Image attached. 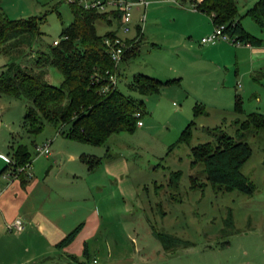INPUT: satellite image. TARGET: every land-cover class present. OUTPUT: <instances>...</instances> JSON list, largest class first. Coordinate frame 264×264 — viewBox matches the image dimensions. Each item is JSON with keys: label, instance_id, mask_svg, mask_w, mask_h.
I'll return each instance as SVG.
<instances>
[{"label": "rangeland", "instance_id": "rangeland-1", "mask_svg": "<svg viewBox=\"0 0 264 264\" xmlns=\"http://www.w3.org/2000/svg\"><path fill=\"white\" fill-rule=\"evenodd\" d=\"M149 1L152 3L141 23L147 40L140 56L121 63L118 78L123 92L145 100L141 117L145 126L113 133L102 145H89L97 153L108 151L115 158L129 161L126 195H122L118 182L111 180L101 192L94 190L95 200L78 201L80 208L86 204L96 206L104 223L88 237V257H75L86 264H264V130L249 128L243 136L251 151L240 171L253 185L250 192L209 182L204 163L195 161L191 150L199 143H214L220 132L237 140V121L251 111L264 113V80H253V75L235 79L232 70L223 72L211 64L204 71L206 55L201 37L207 33L200 35L201 26L191 14L195 2L201 0ZM255 1L235 0L236 19L246 31L264 41V28L246 14ZM1 3L10 19L43 16L35 50L61 38L62 30L73 21L72 8L65 0ZM142 11V6H135L132 19L140 21ZM114 12V7L102 9L101 17L95 20L97 32L102 35L117 30L122 39L132 38L124 36L133 31L123 32ZM183 44L184 48L179 46ZM9 58L0 53V71ZM28 59L29 54L21 56L22 61ZM172 67L182 74H172ZM47 69L48 80L61 84L60 70L55 65ZM140 71L161 79H180L164 85L158 93L144 96L127 87L133 74ZM235 97L240 101V111L233 109ZM26 100L0 93V133L19 134L20 142L26 141L35 157L31 139L39 144L61 135L50 123L35 135L22 131ZM195 107L199 111L195 112ZM191 122L189 138L181 139L182 130ZM5 231L13 230L5 226ZM159 233L170 239L168 249ZM67 260L61 259L60 264H80Z\"/></svg>", "mask_w": 264, "mask_h": 264}, {"label": "trees", "instance_id": "trees-1", "mask_svg": "<svg viewBox=\"0 0 264 264\" xmlns=\"http://www.w3.org/2000/svg\"><path fill=\"white\" fill-rule=\"evenodd\" d=\"M69 4L73 21L62 30L58 44L51 43L44 49L35 50L33 47L42 32L43 16L10 19L0 0V53L10 57L0 71V93L27 99L22 128L28 135L41 132L50 123L55 126L57 133L68 138L95 145L104 144L113 133L134 131L138 120L145 113V100L126 94L118 86L121 63L138 55L144 36L138 27L136 35L125 40L126 49L122 62L116 65L104 39H113L117 31L109 30L99 34L95 20L101 17V12L85 9L75 1ZM196 7L210 15L214 24H223V30L236 40L252 45L261 44V39L246 31L236 19L235 0H201ZM246 14L264 28V0L255 1ZM114 17L119 19L120 12H114ZM104 19L109 22L112 20ZM25 54H29L31 59L22 61L21 56ZM49 65H55L60 70L63 77L61 84L56 85L48 80ZM111 75L117 77L115 86L109 84ZM177 81L179 78L176 77L160 79L136 72L128 81L127 87L147 96L158 93L164 85ZM106 85L109 86L108 90H104ZM233 109L241 110L238 97L234 98ZM197 111L199 110L195 107V112ZM137 112L141 113L140 116H137ZM237 122V140L220 132L214 143H199L191 150L194 160L204 163L209 182L227 189L250 192L253 185L240 171L251 151L243 136L249 128L264 130V113L251 111L241 122ZM192 124L188 123L182 130L181 139L189 138ZM31 142L34 144L35 140L31 139ZM9 153L15 161V167L31 163L29 146L25 143L12 145ZM82 157L90 169H94L99 163L97 158ZM11 171L22 180H26L28 176L26 171ZM82 227L81 222L67 232L56 243V247L69 245ZM159 236L168 249L170 239L163 233H159ZM83 254L88 257L86 244ZM70 257L77 259L74 255ZM78 263L86 264V261Z\"/></svg>", "mask_w": 264, "mask_h": 264}, {"label": "crops", "instance_id": "crops-1", "mask_svg": "<svg viewBox=\"0 0 264 264\" xmlns=\"http://www.w3.org/2000/svg\"><path fill=\"white\" fill-rule=\"evenodd\" d=\"M151 3L149 1L148 5ZM195 4L197 5L196 2ZM196 5L195 12L191 14L194 21L200 24V35H203L212 31L214 23L210 15L197 9ZM119 22L121 25L120 18ZM138 27H141L139 18L132 19L133 33L124 36L134 37ZM142 33L144 38L136 57L140 56L142 45L147 40L143 28ZM201 43L203 55H206L204 71H207L211 64L223 72L232 70L235 79L237 76L243 79L253 75V80L260 77L263 82L264 41L260 45L250 43L235 45L223 40ZM179 46L184 48L185 45ZM170 69L172 74L181 73L177 67ZM140 72L149 75L147 72ZM176 78L180 79V77ZM236 95L234 92V96ZM139 126L142 128L145 124ZM57 134L61 136L51 139L50 153H37L33 148L35 157L31 154L29 168V171L32 170L31 176L22 180L12 173L8 167V159L11 157L9 152L12 145L27 144V142H20L21 136L11 131L8 136L0 133V264H60L61 259H71V255L83 257L85 244L89 254L88 237L97 232L104 223V218L96 206L86 204L80 208L78 201L95 200L94 190L101 192L102 187L107 186L111 180L117 181L122 195H126L124 183L125 176L128 175L129 161L115 158L108 151L97 153L92 146H89L91 143ZM37 142L32 144L35 146ZM29 151L31 153L30 148ZM83 155L91 159L97 158L99 163L94 169H90ZM42 156L45 157L44 161H37ZM117 194L120 195V191ZM126 209L129 210L130 206ZM15 218L23 220V229L6 232V223ZM82 219L84 220L79 223L82 222L83 227L75 239L65 247H56V243ZM96 261L93 259V262Z\"/></svg>", "mask_w": 264, "mask_h": 264}, {"label": "built area", "instance_id": "built-area-1", "mask_svg": "<svg viewBox=\"0 0 264 264\" xmlns=\"http://www.w3.org/2000/svg\"><path fill=\"white\" fill-rule=\"evenodd\" d=\"M68 2H77L85 9H96L99 12L106 7H114L116 11L120 12V20H121V29L123 32L128 33L132 28V9L135 6H142L143 11L140 15V26L141 23H144L146 17V9L149 4V0H66ZM109 5V6H108ZM142 28V27H141ZM223 24H214L212 31L207 33L206 35L201 37V42L203 43H214L218 40L227 41L233 43L235 45L242 44L243 42L236 40L234 36L229 35L223 30ZM59 39H54L53 44H58ZM104 42L109 50L112 59L115 61L116 65L122 62L123 53L126 49V42L122 39L118 34L111 39L106 37ZM109 84L115 86L117 84L116 75H111L109 77ZM109 86L106 85L104 90H108ZM137 116H140V112L136 113ZM142 119L138 120L137 125H142ZM50 140H46L43 143L35 144V150L37 153L48 154L51 152L50 148ZM9 165L10 170L15 169L16 171H26L28 176H31V172L29 171L31 163H26L21 166L15 167L14 160L9 157ZM6 226L9 230H21L24 227L23 220L20 218H15L14 220L7 222Z\"/></svg>", "mask_w": 264, "mask_h": 264}]
</instances>
